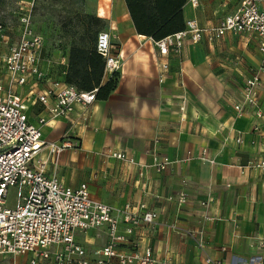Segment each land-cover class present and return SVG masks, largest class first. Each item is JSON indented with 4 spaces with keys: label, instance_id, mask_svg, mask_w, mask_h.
<instances>
[{
    "label": "crops",
    "instance_id": "0c3cea01",
    "mask_svg": "<svg viewBox=\"0 0 264 264\" xmlns=\"http://www.w3.org/2000/svg\"><path fill=\"white\" fill-rule=\"evenodd\" d=\"M86 1L105 22L97 32L110 36L111 54L120 61L118 81L89 108L77 104L69 119L43 125L38 117L48 115L42 105L28 101L29 121L42 138L71 144L56 163L47 148L41 150L46 173L70 187L86 183L94 199L114 208L142 204L155 211L154 223L129 238L170 264H201L205 256L212 264H264V171L247 166L264 160V116L256 118L249 107L237 115L233 108L244 78L260 62L256 36L227 32L210 40L204 33L197 43L185 40L178 52L161 54L153 39L136 31L124 0ZM239 2L201 0L191 7L185 0L184 25L193 18L203 29L214 28ZM258 7L264 11V0ZM68 52L69 45L50 57L42 50L41 68L51 80L64 82ZM108 77L104 69L103 83ZM260 78L264 107V72ZM49 84L14 89L36 95ZM203 149L207 160L197 158ZM154 156L169 163L159 170ZM124 228L120 223L121 233ZM75 239L87 249L100 247L107 241L105 227Z\"/></svg>",
    "mask_w": 264,
    "mask_h": 264
},
{
    "label": "built area",
    "instance_id": "2783aa9c",
    "mask_svg": "<svg viewBox=\"0 0 264 264\" xmlns=\"http://www.w3.org/2000/svg\"><path fill=\"white\" fill-rule=\"evenodd\" d=\"M186 1L191 7H197L201 0ZM260 1L240 0L235 11L221 18L214 28L203 29L190 18L185 20L181 31L152 41L161 54H166L178 52L185 40L199 42L204 33L210 40L227 32L254 34L260 62L244 78L241 101L233 108L237 115H242L249 107L256 118L264 116V107L259 101L260 73L264 72V11L258 7ZM34 2L16 1L18 23L12 29L0 23V258L26 256V261L21 264H170L168 260L156 257L149 247L137 248L129 238L136 228L154 223L155 211L142 204L114 208L96 200L86 183L76 187L64 185L55 174H47L45 162L37 158L41 150L47 148L49 157L56 163L71 144L44 140L40 128L30 123L25 103L31 101L42 105L48 115L38 117V123L43 125L50 119H69L77 104L89 108L96 100V89L79 91L64 82L51 80L41 68L43 38L32 25ZM11 33L14 40L10 38ZM110 49L108 32H98L95 50L104 58L108 75L120 68L119 59ZM46 82H50L49 88L36 95L30 91L27 96H22L14 89V86L24 87L31 83V88ZM240 140L237 137L236 141ZM109 155L124 158L122 152ZM197 158L207 160L204 149ZM153 159L159 170L169 163L166 157L154 156ZM247 166L264 171V160L250 161ZM10 188H16L17 198L14 206L7 207ZM184 201L185 193L180 192L178 202ZM120 223L125 224L122 233ZM101 227L106 230L104 245L87 249L76 241V235ZM261 247H264V241ZM212 263L209 256L201 262ZM7 264L17 263L13 259Z\"/></svg>",
    "mask_w": 264,
    "mask_h": 264
},
{
    "label": "trees",
    "instance_id": "16d2710c",
    "mask_svg": "<svg viewBox=\"0 0 264 264\" xmlns=\"http://www.w3.org/2000/svg\"><path fill=\"white\" fill-rule=\"evenodd\" d=\"M124 1L139 34L159 40L184 28L182 7L185 0ZM82 20L80 34L76 37L73 35L68 43L64 83L74 86L79 91L96 89V98H105L115 89L119 75L117 71L113 72L103 83L105 60L96 52L95 43L97 31L102 29L105 22L91 14H84ZM48 76L52 78L50 73Z\"/></svg>",
    "mask_w": 264,
    "mask_h": 264
},
{
    "label": "rangeland",
    "instance_id": "374dc122",
    "mask_svg": "<svg viewBox=\"0 0 264 264\" xmlns=\"http://www.w3.org/2000/svg\"><path fill=\"white\" fill-rule=\"evenodd\" d=\"M16 1L0 0V23L11 27V29L18 23L15 14ZM84 14H91L86 0H35L32 24L34 29L42 35L43 50L47 57L52 56L56 49H63L68 45L73 35L76 37L80 34ZM103 27L104 25L101 28ZM10 38L14 40L12 33ZM25 106L28 109L29 102H26ZM40 157L39 155L37 158ZM16 198V188H10L6 197L7 207L14 206ZM13 259L17 264H21L26 261L27 257L6 256L0 258V264H7Z\"/></svg>",
    "mask_w": 264,
    "mask_h": 264
}]
</instances>
